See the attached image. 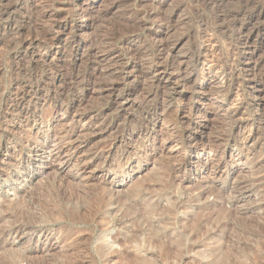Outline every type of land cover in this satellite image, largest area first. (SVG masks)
<instances>
[{
    "label": "rangeland",
    "instance_id": "obj_1",
    "mask_svg": "<svg viewBox=\"0 0 264 264\" xmlns=\"http://www.w3.org/2000/svg\"><path fill=\"white\" fill-rule=\"evenodd\" d=\"M20 1L28 11L8 21L23 41L62 30L58 46H19L0 24V156L12 152L9 91L29 73L51 69L28 99L39 97L35 119L55 132L23 151L27 169L0 165V264H264V0H83L88 22L75 16L79 0ZM206 38L221 65L239 63L229 80L197 64ZM160 45L173 66L155 75ZM202 68L209 77L184 84ZM246 76L256 83L237 97L233 81ZM61 103L68 111L50 117ZM130 124L143 129L134 149Z\"/></svg>",
    "mask_w": 264,
    "mask_h": 264
},
{
    "label": "bare ground",
    "instance_id": "obj_2",
    "mask_svg": "<svg viewBox=\"0 0 264 264\" xmlns=\"http://www.w3.org/2000/svg\"><path fill=\"white\" fill-rule=\"evenodd\" d=\"M4 0H0V24L1 25H4V29L6 31V34H8V37H12L11 40H9V42L7 41L6 43H16V45H27V46H33V47H37V46H40V45H46L47 47H51L53 45H59L58 44V34L60 33V31L62 30V27L61 29H59V31L57 33H50V34H42V32L40 30H33L31 31L26 37V40L24 39V41L21 39L20 37V32H17V30L10 26V23L8 21V17L13 13V12H16V11H20V12H23V11H28V8H29V5L27 3H23L21 2L20 0L17 2H14L13 4H4L3 3ZM50 5V4H49ZM52 7V6H51ZM261 7V6H260ZM50 8V7H49ZM76 8L78 9V11L75 13V16L76 18H79L81 20H84V22H88V18H90V11L88 10V6L85 4V2L83 0H79V4H77ZM247 8V7H246ZM252 8V7H250ZM73 9V8H72ZM76 9V10H77ZM35 10V9H34ZM250 11V10H249ZM35 12V11H34ZM237 12V11H236ZM21 14V13H20ZM24 14V13H23ZM26 14V13H25ZM41 14V12H40ZM39 15V14H38ZM231 15V14H230ZM238 15V14H237ZM223 16V15H222ZM52 17V16H51ZM226 17V16H225ZM232 17L235 19L237 16L234 14L232 15ZM56 18V17H55ZM54 18V19H55ZM59 18V17H58ZM232 18V19H233ZM238 18V17H237ZM53 19V18H52ZM227 19V18H226ZM231 19V20H232ZM48 20V19H47ZM51 20V18H50ZM58 20V19H57ZM229 20V19H227ZM230 20V21H231ZM239 20V19H238ZM236 20V21H238ZM243 20V19H242ZM235 21V20H234ZM53 22V21H52ZM223 22V21H222ZM233 22V21H232ZM51 23V22H50ZM159 23V22H158ZM234 23H237V22H234ZM243 23V22H242ZM33 24V23H32ZM216 24V23H215ZM227 24V23H226ZM34 25V24H33ZM217 25V24H216ZM228 25H229V22H228ZM29 26V25H28ZM134 26V25H133ZM163 26V25H162ZM235 26V25H234ZM233 26V27H234ZM39 27V26H38ZM55 27V26H54ZM77 24L75 22L71 23V25L69 26V28L72 30V29H75L77 28ZM86 27H88L86 25ZM135 27V26H134ZM208 27V26H207ZM229 27V26H227ZM30 29V28H29ZM228 29V28H227ZM235 29V28H234ZM42 30V29H41ZM207 30V29H206ZM231 30V29H230ZM26 31V30H25ZM55 31V29H54ZM211 31V30H210ZM215 31V30H214ZM237 31V30H236ZM4 32V31H3ZM128 32V31H127ZM213 32V31H212ZM222 32V31H221ZM214 33V32H213ZM231 33V32H230ZM2 34V33H1ZM27 34V33H26ZM208 34V33H207ZM217 34V33H216ZM221 34V33H220ZM242 34V31L239 33V37L242 39L243 36H241ZM212 35V34H211ZM223 35V34H222ZM7 36V35H6ZM256 36V35H255ZM23 37V36H22ZM9 38V39H10ZM202 38V37H201ZM219 38V37H218ZM216 40V39H215ZM220 41V40H219ZM5 42V41H4ZM65 42V41H64ZM91 42V41H90ZM214 42V41H213ZM212 42V38L211 39H207L206 38V41L205 43L201 44L198 48H199V54L197 56V59H196V62L197 64H200V66L202 67V65L206 64L207 66L209 65V69H212V70H220V73L222 74L223 76V79L222 80H225V78H227V76H233V72L237 69V66H239V63L236 62V61H233V59H230L231 62L233 63H229V65L227 64H223L221 65V60H217V54L216 53V47H214V44ZM216 42V41H215ZM214 42V43H215ZM218 42V41H217ZM227 42V41H226ZM77 43V42H76ZM201 43V42H200ZM230 44V43H228ZM247 44V41L243 42L242 40H240L238 42V45H246ZM7 45V44H6ZM224 45V44H223ZM237 45V44H236ZM66 46V45H65ZM64 46V47H65ZM14 47V46H13ZM84 47V46H83ZM91 47V46H90ZM168 47V46H167ZM9 48V47H8ZM88 48V47H87ZM91 49V48H90ZM166 47L165 46H158L157 47V53H158V56L156 57L157 59H155V65L156 67L154 68L153 70V74H157L159 75L161 72L160 70H164L166 71L167 69L171 68L173 65H170L171 62L173 61L171 59V54L169 53V51H166L165 50ZM168 49V48H167ZM235 49V48H234ZM70 50V49H69ZM65 51V50H64ZM89 51V50H88ZM100 52V51H99ZM227 54L225 55L227 57V59L229 60V58L232 56V53L229 52V51H226ZM25 53V52H24ZM68 53V52H67ZM101 54V52H100ZM197 54V53H196ZM195 54V55H196ZM133 55V54H132ZM202 55V56H201ZM210 56V59L213 58L212 60H209L208 59V56ZM216 58H215V56ZM10 56V55H9ZM214 56V57H213ZM92 57V56H91ZM201 57V58H200ZM221 57V56H220ZM22 58V57H21ZM215 58V60H214ZM41 59V58H40ZM152 59V58H151ZM35 60V59H34ZM224 60V59H223ZM239 60V59H238ZM26 61V60H25ZM42 61V60H41ZM38 62V61H37ZM182 62V61H181ZM249 62V58L247 57H243V63H248ZM27 63V61H26ZM162 63V64H161ZM180 63V61H179ZM25 64V63H24ZM28 64V63H27ZM153 64V63H152ZM118 65V64H117ZM158 65L160 66H163L162 69L161 68H157ZM27 66V65H26ZM116 66V65H115ZM24 68V67H23ZM48 68V67H47ZM106 68V67H105ZM207 68V67H206ZM21 69V68H20ZM26 69V68H25ZM45 69V68H44ZM53 70V69H52ZM101 70V69H100ZM13 71V70H12ZM26 71V70H25ZM54 71V70H53ZM178 71L180 72V69H179V65H178ZM177 71V72H178ZM196 71V70H195ZM37 72V71H36ZM62 72V71H61ZM178 72V73H179ZM199 73H195V72H190L189 73H186L185 76H184V84L187 85L190 80L195 77V79H197L199 76H201L203 79H205L206 77H209V71L207 70H203L200 69V71L198 70ZM226 72H228V74H226ZM230 72V73H229ZM17 73V74H16ZM21 73V72H20ZM19 73V74H20ZM91 73V72H90ZM166 73V72H165ZM173 73V72H172ZM14 74L18 75V72H14ZM12 74V75H14ZM81 74V73H80ZM238 74V73H237ZM11 75V76H12ZM52 74H51V69L47 70L45 69L43 72L41 73H35V74H30L29 75H25L24 78H23V82L24 83H19L18 85V89H17V92L15 93H12L11 91H9V96L10 94L12 95L11 97V100L10 102L6 105V110L7 111H10L11 112V115H10V118H9V126H8V130L10 132V135L8 137L5 138L4 142L6 144V146L4 148H10L12 150V152H8V153H3L1 156H0V165H4L6 164V162L8 161V158H10V160H13L15 163H18L19 165H22L24 166L26 169L30 166L29 164V159H23V156H22V153L23 151H26V154H28V156L30 157L34 152H35V148H36V145H37V141L39 139V135L43 134L44 133V136L46 135H51L53 133L54 135V132L51 127H47V128H43L41 127V125H39L37 123V119L41 118V116L43 115V112L41 111L40 109V105H39V97L37 99H34V100H29L28 99V96H33L34 97L38 96L39 93H40V90L42 88V83H41V80L46 77H50ZM67 75V74H66ZM93 75V74H92ZM61 76V75H59ZM68 76V75H67ZM66 76V77H67ZM94 76V75H93ZM112 76V75H111ZM179 76V75H178ZM239 76V74H238ZM237 76V77H238ZM20 77V76H19ZM62 77V76H61ZM76 77V76H75ZM75 77H72V79H74ZM80 76H78L79 78ZM102 77V76H101ZM105 77V76H104ZM107 77V76H106ZM119 77V76H118ZM247 77V76H246ZM16 78V77H15ZM52 78V77H51ZM50 78V79H51ZM70 78V76H69ZM77 78V79H78ZM82 78V77H81ZM96 78V77H95ZM113 78V77H112ZM248 78V77H247ZM252 78V76H251ZM17 79H19L17 77ZM64 79V78H63ZM71 79V81H72ZM80 79V78H79ZM102 79V78H101ZM115 79V78H113ZM112 79L111 82H114ZM122 79V78H121ZM194 79V78H193ZM229 80V77L227 78ZM233 79V77L231 78ZM248 82H242L241 80L240 81H233V84H232V92L234 93V95H236L237 97L238 96H241L243 97V94H245V91L247 90V86H251L252 84L254 85L256 83V80L254 79H250L248 78ZM14 80V79H13ZM67 80V79H66ZM103 80V79H102ZM106 80V79H105ZM181 80V79H180ZM70 81V80H69ZM95 81V80H94ZM117 81V80H116ZM176 81V80H175ZM179 81V80H178ZM221 81V80H220ZM262 81V80H261ZM53 82V81H52ZM77 82V81H76ZM87 82V81H86ZM108 82V81H107ZM110 82V83H111ZM123 82V81H122ZM46 83V82H45ZM54 83V82H53ZM64 83V82H63ZM126 83V82H125ZM179 83V82H178ZM128 84V83H127ZM181 84V83H180ZM231 84V83H230ZM229 84V85H230ZM246 86V87H245ZM44 87V86H43ZM67 87V86H66ZM107 87V86H106ZM184 87V86H183ZM190 87V86H189ZM76 88V87H75ZM81 88V87H80ZM51 89V88H50ZM187 89V88H186ZM190 89V88H189ZM202 87H199V89H195L193 86L192 88L190 89V91H194L195 93L197 92V90H201ZM54 90V89H53ZM101 90V89H100ZM103 90V89H102ZM80 91V89L78 90ZM121 91V90H120ZM119 92V91H118ZM58 94V93H57ZM8 95V94H7ZM54 95V94H53ZM134 94L133 92H130V93H127L126 97L128 98H131L133 97ZM59 97V96H58ZM236 97V98H237ZM30 98V97H29ZM46 98V97H45ZM127 98V99H128ZM135 98V97H134ZM44 101V100H42ZM48 102V101H47ZM50 102V101H49ZM64 102V101H63ZM124 102V101H123ZM127 102V100H126ZM120 103L122 104V108L125 110H128L129 108H131L132 106L130 105V103ZM118 105V104H117ZM144 105V104H143ZM148 106V105H147ZM140 107V106H139ZM242 107V106H241ZM245 108L244 109H247V110H250V105H247V106H244ZM257 107V106H256ZM135 108V107H134ZM137 108V107H136ZM144 109V108H143ZM5 110V111H6ZM147 110V109H146ZM257 110V109H256ZM262 110V109H261ZM261 110H257V117L259 116H263ZM66 111H68V107L67 105L65 104H55L53 106V109L51 111V115L50 117L52 116H55L57 115L58 113H61L62 115L66 113ZM130 111V110H129ZM141 111V110H140ZM71 112V111H70ZM127 112V111H126ZM16 114V118H13V114ZM137 113V112H136ZM256 113V114H257ZM10 114V113H9ZM31 114V115H30ZM142 114V113H141ZM151 114V113H150ZM243 112H241L240 110H236L233 112V116L234 117H237L239 116H242ZM153 115V114H152ZM15 116V115H14ZM245 116V115H244ZM251 116V115H250ZM32 117V118H31ZM73 117V115H72ZM31 118V119H30ZM37 118V119H35ZM89 118V117H88ZM149 118V117H148ZM237 119V121H240L241 122V118L240 119ZM262 118V117H261ZM260 118V119H261ZM15 119V121H14ZM54 120V119H53ZM88 120V119H86ZM147 120V119H146ZM261 121V120H260ZM252 121H250L249 123H251ZM257 122V121H256ZM134 123V122H133ZM235 123V122H234ZM253 123V122H252ZM102 124V123H101ZM255 124V123H254ZM8 125V124H6ZM154 125V124H152ZM235 125V124H234ZM241 127H249V131L251 132L252 130V126L253 124H248L247 122L243 121L239 124ZM95 126V125H94ZM133 127L134 129V132L132 133L133 135V142L131 144H129L130 147H132L133 149L136 148L138 145H141L142 142H137L136 138L140 135H142L143 133V129L141 128H135L136 127V124H130V128ZM54 128V127H53ZM194 128V127H193ZM27 130L29 133V135L25 136L23 134V132ZM146 130V129H145ZM190 130V129H189ZM244 130V129H243ZM242 131V130H241ZM189 132V131H188ZM33 133V135L31 136V134ZM188 134V133H187ZM56 135V134H55ZM58 135V134H57ZM43 136V137H44ZM189 137V136H188ZM61 138V137H60ZM138 139V138H137ZM153 140V139H152ZM4 144V145H5ZM191 144V143H190ZM10 147H8V146ZM127 152V151H126ZM15 153V154H14ZM126 155V154H125ZM129 155V154H128ZM60 153L57 155V156H54L53 157V161H58L59 158H60ZM109 156V155H108ZM111 157V156H109ZM129 157V156H128ZM129 160L126 159V161L124 162H128ZM59 162V161H58ZM8 163V162H7ZM125 165V164H124ZM195 165V164H194ZM13 171H6L4 173V178L7 180V181H11L13 179ZM20 191H15L13 194H14V197H15V201L19 198L20 196ZM4 202H7L8 204H11V201H9L8 199H6ZM10 233V232H9ZM8 233V235H9ZM19 233V230L16 229L15 232H14V237Z\"/></svg>",
    "mask_w": 264,
    "mask_h": 264
}]
</instances>
